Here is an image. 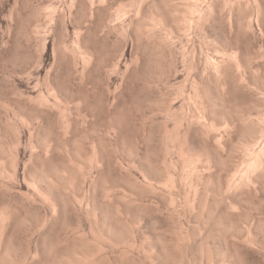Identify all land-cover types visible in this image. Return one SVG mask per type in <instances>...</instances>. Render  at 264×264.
<instances>
[{
	"label": "bare ground",
	"instance_id": "6f19581e",
	"mask_svg": "<svg viewBox=\"0 0 264 264\" xmlns=\"http://www.w3.org/2000/svg\"><path fill=\"white\" fill-rule=\"evenodd\" d=\"M98 1L104 7L96 8H106L110 22L126 20L122 3L108 7L107 0ZM87 8L91 17L95 10L101 15ZM40 9L51 13L50 7ZM15 12L7 18L11 39ZM255 26L264 39V0H140L126 26L133 36L127 32L126 37V29L115 23L97 24L104 36L117 34L116 41L136 40L130 62L137 68L143 63L144 84L156 89L154 97H132L138 115L146 99L152 113L136 114L134 131L123 117L91 122L94 113L83 109L85 93L70 88L71 95L61 76L53 77L59 82L49 72L43 84L52 99L30 101L38 112L0 98L5 110L0 117V264H251L254 252L261 262L253 256L254 264H264L259 249L264 250V62L256 65L264 59V42L261 37L257 49L249 45ZM38 30L21 27L12 34L35 38L40 50L47 43ZM77 30L75 38L60 39L53 52L66 59H55L61 66L68 60L65 65L71 61L73 69L81 64L77 79L82 82L93 62L101 66L104 57H97L101 48L95 54L96 43L91 50ZM132 64L125 65L124 76ZM179 64L186 75L175 93L182 102L174 107L168 88ZM119 85L110 91L111 106H121L116 104ZM156 111L164 113L163 120L154 119ZM96 131L101 135L95 137ZM21 147L28 149V158ZM19 232L25 246L15 240ZM250 246L260 254L248 251Z\"/></svg>",
	"mask_w": 264,
	"mask_h": 264
},
{
	"label": "rangeland",
	"instance_id": "374dc122",
	"mask_svg": "<svg viewBox=\"0 0 264 264\" xmlns=\"http://www.w3.org/2000/svg\"><path fill=\"white\" fill-rule=\"evenodd\" d=\"M92 1L94 2V3H92V5L89 4V3H91V1H88V0H75L73 3H72V0H25V1L24 0H1L0 1V27H1L0 28V94H1L0 95V98L1 99L6 98L5 100L12 101L13 104L18 105V106L19 105H22V104L23 105L24 104H28V105H24L25 108L27 106H29V105L34 107L35 104L37 103V102L34 101V99L35 100H38V102H39V99H41L43 97L46 98L47 96H48L47 98H49V100L52 99V97L51 98L49 97V94L47 93L46 88H45V86L43 84V79L46 76V72H47V74L50 73L49 75H50V77L52 79H53L54 76H58V77L61 76L60 79L63 81V82L62 81L61 82L63 83V85L66 84L65 86L69 90H70V88L73 89V90L76 89V91L78 89L83 94L85 93L84 94L85 96L83 95V98H85L86 100L84 99L85 102L83 104H85V103L86 104L83 105V109L85 107L86 111H89V112H87L89 116L94 113L93 116H90V120H93V121H91L93 123H97L98 121H101L100 119H102V118L104 119L105 116L112 117V118L115 117L116 120H118V118L123 117L124 120L125 119L126 120L124 121L121 118V121L122 120L124 121L122 123H124L126 125L128 123V126L130 125L128 128H130L131 127V123L134 124V126H136L137 118L140 117L139 115L149 116V115L152 114L150 112L149 106L146 104L147 103L146 102L147 99L144 100V103L142 104V106H144V107H142V106L140 107L142 110L140 109L139 115L134 111V108H133V106L131 104L132 97H134L136 95H139V97L144 98L146 96H148V97H154L157 94L156 91H155L156 89H154L152 87H151L152 89H149L144 84V82L146 81V80L144 81V78H146V77H144V73H143V63H141L140 64V67L137 68L135 65H133L130 62L131 61L130 60L131 59V56L133 55L132 54V51L135 52L136 49L134 50V48H137L136 47L137 46L136 40L133 37H131V38H127V40H128V42H127V40L123 36L124 39L121 38V40H120L118 38L119 40L117 39L118 41H116V35L117 34H115L114 32L113 33L110 32V34L108 33L109 34L108 35L106 33L107 36H108L107 37V36H104L103 34H101L100 29L97 28V24H98V27L106 26L107 28H109L112 23H115L116 27H118V29L120 28L119 29L120 31H122L124 29H126V30L129 29L126 26L129 25V20H131L132 17H133V10L135 9L136 5H138V3H140V0H107L106 5L108 7L109 6H114L115 7V6H117V4L122 3V5H123L122 8H124L127 11L126 20L124 18L123 21L125 20L128 24L125 23V22L123 23V21H120V20H114L113 22H110L109 17H107V14H108L107 13L108 12L107 9L106 8L105 9H102L104 7L103 6L104 4L103 5L102 4L100 5L98 3L99 2L98 0H92ZM16 2H18V4ZM25 2L27 4V7H25L26 5H24ZM28 2H29V4H31L30 6H28L29 5ZM14 4H15V7H13ZM144 4L147 6L148 2L145 1ZM88 5H89L90 9L95 6L92 9V11H94V9H97L96 6L102 7V8H100L102 11H99V7L97 9V11L99 12V15H100V13H101V15L99 17L96 16V15H98V13L95 10L94 11L95 16L91 17V14L89 13L91 10H89V11L87 10L88 9L87 8ZM145 5H144V7H146ZM46 6L51 8L50 9L51 10V13L48 16L40 13V11H41L40 8L41 7H46ZM91 6H93V7H91ZM37 7H38V9H40V11L37 9ZM19 8H21V9H19ZM10 9L12 11H14V12L16 11L15 12V19L13 20V23H12V26H15V27H12V29H11L12 30L11 31L12 39H11V37L8 34L9 33L8 32L9 29L6 30L7 24H8V20H7L8 14L11 12ZM84 11H86L87 16H86V14H85ZM21 13H22V16H21ZM38 13H39V15H38ZM42 13H44V12L42 11ZM26 14H28V15L26 16ZM83 14H85V15L83 16ZM103 15H104V18H103ZM30 16H32V17H30ZM24 18L27 19V20H25ZM39 19H40V21H39ZM23 20H24V22H23ZM33 20H35V21H33ZM121 20H122V18H121ZM18 21H20L19 22V27H18ZM25 21H27V22H25ZM15 22H16V24H15ZM94 22H95V24H94ZM20 23H21V26H20ZM27 23H29V24H27ZM122 23L124 25H126V24L127 25L124 26V25H122ZM13 24H15V25H13ZM23 24L27 28H25ZM94 25H96V28L93 27ZM121 25L123 26V29H122V26ZM34 26L37 27V28H39V30L41 31V33H40V31L38 30V32L41 34L40 37H39V39L42 40V42L45 41L47 43L46 44L44 42V44H46V45H44V46H46V47H44L46 49L45 51L43 50L44 48H40L41 51L39 49L37 50V48H36V45H37L36 44V41L37 40L35 38H34L35 40L33 39V40L28 41L26 39H23V37L20 38V36H19L18 38L17 37L15 38V35L13 36V34L17 33V31H19V29L21 27L23 28V30H26V29L29 30V29H33V28L34 29H37ZM210 28L211 27H209V29ZM256 28L257 27L255 26L254 27L255 30L253 29L254 30L253 31L254 32L253 35L252 36L250 35L251 37L248 35L250 37V39H249L250 40L249 41V45L251 46V48L253 47V49H257V47L260 45L259 44V41L260 40H261L260 41L261 44H263V42H264L263 36L259 35L260 34V30H258ZM77 29L82 30L83 38H84V40L86 41V43H87V45L89 47H92V46H90L92 43H96L97 45L95 44V46H93V47L96 50L98 48L99 49L101 48L100 49V52L101 53L99 52V54H97L98 51H99V49L97 51H95V49L93 47L91 48V50L94 49L93 52H96L95 54L98 55V56L97 55L96 56L97 57H100V56L101 57H104V60H103L104 62L100 60L101 57L99 59L100 61L97 60L98 62H100V63L102 62L103 63V64L101 63V66L98 65L99 67L97 66V64H99V63H95V61L93 62V64H92L93 66L91 65L92 66L91 69L90 68L88 69L89 71H87V74H86V76H85V78H84V80L82 82L80 81V79L79 80L77 79V78H79V74H77V73H79L78 70H81V66H79L81 64L77 65V67L80 68V69H78L76 67L78 70L77 69H73V68H75V65L71 61L69 63L72 64L73 67H72V65L70 66V64H68V63H67V65H69V66L65 65L66 62H68L69 60L68 61H65V64H64L65 66L63 64L61 66L60 63H62V62L58 63L57 61H62L64 58L62 59L61 53L59 54V52H58L57 54H59V55H57L55 52H53V49L56 50V47L59 50L58 47H60V46H58L57 44L60 42L59 43V45H60L61 44V40H63L64 38H69V39L75 38V35H76L77 31H78ZM89 30L92 31V32L89 33L88 32ZM126 30H125L126 33L124 34L125 36L127 35V32H128V36L129 37L130 36H133L131 34V30L130 29L128 31H126ZM225 30L228 31V29H225ZM256 30H257V32L255 33ZM42 33H44V34H42ZM91 33H92V35H91ZM42 35H44L43 38H42ZM254 35L256 36V38L254 37ZM6 36H9L10 38L7 39L8 37H6ZM128 36H126V37H128ZM104 37H105V39H104ZM249 37H247V38H249ZM261 37L263 39V42H262ZM13 38L16 41H14ZM132 38L134 39V41H133ZM174 40H175V43L179 46L180 45V42H181V39L178 38V37H176V38H174ZM100 41H101V43L102 42L104 43L105 41L106 42L104 44L103 43L100 44ZM19 42H20V44H19L20 46L22 44L21 47L18 45ZM98 42L101 45V46L99 45V47H97L98 46ZM23 44L26 45V46H24ZM54 44L57 45V46H55ZM92 45H94V44H92ZM103 48H105V52H103L104 51ZM123 50H124L123 54L126 53L124 56L122 54V51ZM15 51H17V52H15ZM56 52H57V50H56ZM11 53H13V54H11ZM6 55H8V56H6ZM17 55H19V56H17ZM142 55H143V52H142ZM11 56L14 57V60H13V57H11ZM96 56H95V60L97 59ZM59 57H61V58H59ZM144 57H145V55H144ZM7 58L10 59V60H12L13 62L10 61V60H8ZM56 58H58V60ZM3 59H4V61H3ZM21 59H23V61ZM39 59L41 61H39ZM55 59L57 61H55ZM118 59H120L121 63H119L120 61L118 62ZM259 59H257L256 65H259L262 62H264V59L263 58H262L263 61H261ZM64 60H66V59H64ZM5 62H7V63H5ZM38 62H39V64H38ZM129 63H130V65L132 64V67H134V66L135 67L132 69L131 66H129L130 68H129L128 72H127V75H125L126 78H127L126 79L127 81L125 79H123L124 80V83H122L121 78H124L125 77L123 75L125 73L124 70H126L125 68H127V66L129 65ZM116 64H120V65H116ZM125 65H127V66H125ZM115 66H121L123 68V70L121 68V70H119V71H122V72L119 73L117 70L114 71V69H117L118 68V67L116 68ZM179 66H180L179 73H178L177 76H171V80L173 81V84L171 86H169V88H168V92L174 94V96H173L174 99H173V102H172L174 107H179L180 104H181V102H182V95L177 96V95H175V93L177 91V88L183 85L184 77L186 75V72L184 71V69L181 66V64H179ZM113 67H115V68L113 69ZM92 68H93V70H92ZM20 69L21 70L23 69V70L21 71ZM63 69L65 70V72L67 73V75H65L66 73L64 72ZM26 70H27V72H26ZM47 70H49V71H47ZM68 70H69V72H68ZM75 70H77L76 73H75ZM133 70H135V71H133ZM263 70L264 69H262V71ZM123 71H124V73H123ZM20 72H22V73H20ZM136 72H138V73H136ZM27 73H28V75H27ZM23 74H25L26 76H28L30 78L28 79V77H26ZM18 75H21L22 77L21 76L19 77ZM65 78H66V81H65ZM54 79H56V78H54ZM137 79H138V81H137ZM56 80L60 82L59 78L56 79ZM75 80L76 81L78 80V82H75ZM70 81H71V84H70ZM141 82H143V83H141ZM120 83H122L123 85H121ZM133 83H134V85H133ZM69 84H70V86H68ZM119 84L122 87H118L119 90H117V93H119L120 95L119 94H117V95H119V97H121V98H119V97L117 98L116 104L118 105L120 103L119 105H121V106H118L117 107L115 104H113V106H111L112 103L111 104H108V102L110 101V99L112 100V98L114 97V94H113L114 92H111L110 93V91H115V88ZM138 84H140L138 87H141V89H142V92L140 91V94H139V89L140 88L138 89V87H137ZM142 84H144L147 87V89H146V87H143ZM127 85H128L129 88L126 87ZM77 86H78V88H77ZM184 88L187 89V90H189L190 87L189 86H186ZM136 90H138V91L136 92ZM70 91H72V90H70ZM79 91H77V92H79ZM74 92L72 91V94L71 95H73ZM126 92H127V94H126ZM236 92L238 93L239 91H235L234 92L235 93L234 95L237 94ZM122 93H124L123 96H121ZM75 94L77 95L76 98L79 97L77 93H75ZM142 94H144V95H142ZM239 94H241V93H239ZM28 95L31 96V97H33V98L32 99L29 98ZM126 95L127 96L129 95L128 98H127ZM81 96H82V94H81ZM124 96H126V97H124ZM246 96L247 95L243 94V96L241 98L244 99V97L246 98ZM122 98H125V99H122ZM41 100H43V99H41ZM105 100H107V101H105ZM30 101L32 103L34 102L35 104L34 105L33 104L31 105L30 104L31 103ZM104 102H107V103H104ZM88 104L90 106H88ZM101 104H102V106H101ZM86 105H87V107H86ZM30 106L28 108L31 109V110H33L34 108L32 109V107H30ZM91 106L94 109H91ZM87 109H89V110H87ZM36 110L39 111L40 109H36ZM36 110H33V112L34 111L35 112H38ZM90 110H92L93 112H90ZM29 112L32 113V111H30V110H29ZM89 113H91V114H89ZM117 113H118L119 117H117ZM119 113H121L123 116L121 114H119ZM136 114L138 115V117H137ZM47 116H51V115H47ZM0 117H5V110L2 109V107H0ZM153 117H154V119H156V121H161L164 118V113L163 112H160V111H156V113H154ZM98 124L96 125V127L98 126ZM134 126L131 127L130 129H128V128L127 129L128 130H131V131H134V129H135ZM99 127H101V126H99ZM23 130H22V133H23L22 136L24 138L23 140H26V137H27L28 134H27V131L26 130H24V131ZM99 130H100V128H98V131ZM98 131H96L95 137H97L98 135H101V132L103 130L101 129L100 134H99ZM98 138H100V137H98ZM27 150L28 149H24V148L21 147V154H22L23 158H28V151ZM20 182L23 183V180H20ZM22 235H24V233L23 232H19V234L16 235L15 240H17V241L20 240L21 243L24 242L22 245L25 246L26 245L25 244L26 243V240H24L25 239L24 238L25 235L24 236H22ZM17 238H19V239H17ZM254 245L256 246L257 244H254ZM252 246L249 247L248 251L251 252L250 249H252ZM255 246H253V247H255ZM245 247L246 246H244L242 248L244 249ZM259 247H260V245L258 244L257 248H259ZM246 248H248V247H246ZM240 249H241V247H240ZM255 249H254V251H255ZM259 249H262V251L259 250ZM259 249L258 250L256 249V252L258 251V253H259L261 251V253H262L264 251L263 250V247L262 248H259ZM246 250L245 251L243 250V252H246ZM248 251L246 253H244V254L246 255L248 253ZM254 251L252 249V252H254ZM241 252H242V250H241ZM252 254H253L252 256L250 255L251 256L250 258H251L252 261H250V258L249 257H247V259L249 258V261L251 262V264H254L253 256L256 257L258 254L255 253V252L252 253ZM261 255L259 257H261ZM246 256H248V255H246ZM254 260H256V258H254ZM257 260H259L258 259V256H257ZM257 262L259 263L260 260L257 261ZM255 263H256V261H255Z\"/></svg>",
	"mask_w": 264,
	"mask_h": 264
}]
</instances>
